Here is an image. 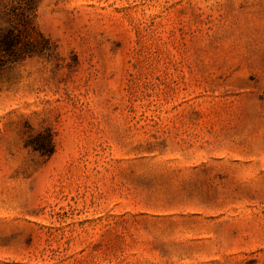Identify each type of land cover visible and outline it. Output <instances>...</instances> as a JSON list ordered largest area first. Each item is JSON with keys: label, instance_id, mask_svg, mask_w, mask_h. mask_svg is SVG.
I'll list each match as a JSON object with an SVG mask.
<instances>
[{"label": "rangeland", "instance_id": "374dc122", "mask_svg": "<svg viewBox=\"0 0 264 264\" xmlns=\"http://www.w3.org/2000/svg\"><path fill=\"white\" fill-rule=\"evenodd\" d=\"M26 1L0 264H264V0Z\"/></svg>", "mask_w": 264, "mask_h": 264}, {"label": "trees", "instance_id": "16d2710c", "mask_svg": "<svg viewBox=\"0 0 264 264\" xmlns=\"http://www.w3.org/2000/svg\"><path fill=\"white\" fill-rule=\"evenodd\" d=\"M15 1L8 17L15 23L6 26L0 18V66L7 62L19 61L34 52L30 41L33 28L24 11L31 8V1Z\"/></svg>", "mask_w": 264, "mask_h": 264}]
</instances>
